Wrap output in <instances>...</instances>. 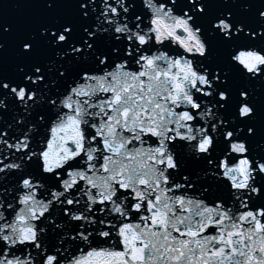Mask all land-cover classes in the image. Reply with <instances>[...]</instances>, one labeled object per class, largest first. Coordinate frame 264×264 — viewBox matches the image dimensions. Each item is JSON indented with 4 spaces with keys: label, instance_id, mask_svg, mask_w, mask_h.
Returning a JSON list of instances; mask_svg holds the SVG:
<instances>
[{
    "label": "snow or ice",
    "instance_id": "1",
    "mask_svg": "<svg viewBox=\"0 0 264 264\" xmlns=\"http://www.w3.org/2000/svg\"><path fill=\"white\" fill-rule=\"evenodd\" d=\"M0 264H264V0L4 3Z\"/></svg>",
    "mask_w": 264,
    "mask_h": 264
},
{
    "label": "water",
    "instance_id": "2",
    "mask_svg": "<svg viewBox=\"0 0 264 264\" xmlns=\"http://www.w3.org/2000/svg\"><path fill=\"white\" fill-rule=\"evenodd\" d=\"M8 12H9V15L13 14L11 9H9Z\"/></svg>",
    "mask_w": 264,
    "mask_h": 264
}]
</instances>
